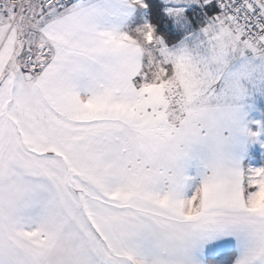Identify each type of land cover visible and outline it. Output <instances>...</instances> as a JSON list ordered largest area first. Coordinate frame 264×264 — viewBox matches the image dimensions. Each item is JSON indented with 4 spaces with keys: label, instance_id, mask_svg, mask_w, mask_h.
<instances>
[{
    "label": "snow or ice",
    "instance_id": "obj_1",
    "mask_svg": "<svg viewBox=\"0 0 264 264\" xmlns=\"http://www.w3.org/2000/svg\"><path fill=\"white\" fill-rule=\"evenodd\" d=\"M0 264H264V0H0Z\"/></svg>",
    "mask_w": 264,
    "mask_h": 264
}]
</instances>
